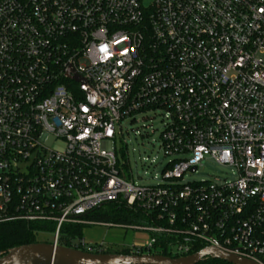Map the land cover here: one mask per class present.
Segmentation results:
<instances>
[{
  "label": "built area",
  "instance_id": "2783aa9c",
  "mask_svg": "<svg viewBox=\"0 0 264 264\" xmlns=\"http://www.w3.org/2000/svg\"><path fill=\"white\" fill-rule=\"evenodd\" d=\"M156 111L169 161L144 184L123 123ZM206 158L231 179L186 180ZM112 203L151 222L132 254L264 264V0H0V223H51L59 244L69 225H115L90 217Z\"/></svg>",
  "mask_w": 264,
  "mask_h": 264
},
{
  "label": "rangeland",
  "instance_id": "374dc122",
  "mask_svg": "<svg viewBox=\"0 0 264 264\" xmlns=\"http://www.w3.org/2000/svg\"><path fill=\"white\" fill-rule=\"evenodd\" d=\"M153 0H144V5L149 6ZM164 128V121L160 111L147 112L139 116L137 122L123 123L124 140L127 144V157L134 179L144 184H154L155 176L162 173L166 163L169 161L159 147V134ZM138 130L142 135L135 134ZM60 146V143L52 144ZM229 167L216 164L212 159L206 158L200 170L196 174L186 175V180H207V179H231ZM151 222L142 219L135 226H149ZM82 238L87 244H104L120 251L123 248L132 246H144L149 243L151 234L147 231L137 230L134 226H123L115 224L112 226L94 224L83 225ZM39 242H52V232L46 231L38 235Z\"/></svg>",
  "mask_w": 264,
  "mask_h": 264
},
{
  "label": "water",
  "instance_id": "95a60500",
  "mask_svg": "<svg viewBox=\"0 0 264 264\" xmlns=\"http://www.w3.org/2000/svg\"><path fill=\"white\" fill-rule=\"evenodd\" d=\"M72 73L73 68L70 67L66 76L80 85L91 104H97L99 97L87 80L78 74L71 75ZM205 258L221 260L229 264H259L216 246H206L187 256L171 257L161 254L93 253L46 242L12 247L0 253V264H198Z\"/></svg>",
  "mask_w": 264,
  "mask_h": 264
},
{
  "label": "trees",
  "instance_id": "16d2710c",
  "mask_svg": "<svg viewBox=\"0 0 264 264\" xmlns=\"http://www.w3.org/2000/svg\"><path fill=\"white\" fill-rule=\"evenodd\" d=\"M70 86L75 90H79L77 84L70 83ZM83 96V95H82ZM91 219L97 222H106L112 224H120L127 226L138 225L142 219L148 221L142 212H137L134 209L121 206L119 204H107L102 208L98 209L93 213ZM150 222V221H149ZM51 223H26L24 221H10L0 223V253L8 251L10 248L35 243L38 241V235L42 232H52L54 229L50 226ZM82 227L77 225H69L63 228L59 244L66 247H72L73 242L79 238H82ZM161 242H163L160 239ZM160 243L155 244V247L159 246ZM203 246L196 248L193 253L201 250ZM81 250L87 251L86 248L80 247ZM134 249L127 247L120 251L114 250L112 247H106L102 251L99 249L94 250V253H122V254H132ZM161 255H169L166 250L159 251ZM198 264H229L221 260H216L212 258H205Z\"/></svg>",
  "mask_w": 264,
  "mask_h": 264
}]
</instances>
